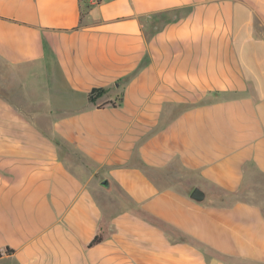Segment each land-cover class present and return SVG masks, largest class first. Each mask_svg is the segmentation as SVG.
<instances>
[{
  "label": "crops",
  "instance_id": "1",
  "mask_svg": "<svg viewBox=\"0 0 264 264\" xmlns=\"http://www.w3.org/2000/svg\"><path fill=\"white\" fill-rule=\"evenodd\" d=\"M0 252L264 264V0H0Z\"/></svg>",
  "mask_w": 264,
  "mask_h": 264
},
{
  "label": "rangeland",
  "instance_id": "2",
  "mask_svg": "<svg viewBox=\"0 0 264 264\" xmlns=\"http://www.w3.org/2000/svg\"><path fill=\"white\" fill-rule=\"evenodd\" d=\"M225 193H216V192H210V200H209V203L210 204H213V205H219V202L218 200L220 199V197L223 198V196ZM228 194H226L225 196V201L226 203L229 201L228 200ZM243 200L244 199V194H238V195H235L233 196V200ZM165 228H167V226L164 225ZM190 241L194 242L196 245H199L207 254L209 255H214L212 251H209L208 248L206 246H204L203 244H201L200 242H197V241H194L192 240L191 238H189Z\"/></svg>",
  "mask_w": 264,
  "mask_h": 264
},
{
  "label": "trees",
  "instance_id": "3",
  "mask_svg": "<svg viewBox=\"0 0 264 264\" xmlns=\"http://www.w3.org/2000/svg\"><path fill=\"white\" fill-rule=\"evenodd\" d=\"M165 20H167L169 17H171V15L165 14L162 15ZM105 90L104 89H100V88H95L93 89L90 93H89V100L90 102H95L99 97H101L104 94ZM103 237L101 235H97L93 241L90 243V246H93L95 244H98L102 241ZM6 253L11 254L13 253V250L10 248L6 249ZM0 256H1V252H0Z\"/></svg>",
  "mask_w": 264,
  "mask_h": 264
},
{
  "label": "water",
  "instance_id": "4",
  "mask_svg": "<svg viewBox=\"0 0 264 264\" xmlns=\"http://www.w3.org/2000/svg\"><path fill=\"white\" fill-rule=\"evenodd\" d=\"M103 186L109 187V182L105 181L102 183ZM191 198L198 201V202H203L206 199V194L203 190L200 188H195L193 192L191 193Z\"/></svg>",
  "mask_w": 264,
  "mask_h": 264
},
{
  "label": "built area",
  "instance_id": "5",
  "mask_svg": "<svg viewBox=\"0 0 264 264\" xmlns=\"http://www.w3.org/2000/svg\"><path fill=\"white\" fill-rule=\"evenodd\" d=\"M101 0H93L94 4L99 3Z\"/></svg>",
  "mask_w": 264,
  "mask_h": 264
}]
</instances>
